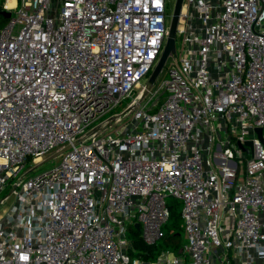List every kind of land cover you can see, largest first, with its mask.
Here are the masks:
<instances>
[{
    "label": "built area",
    "instance_id": "2783aa9c",
    "mask_svg": "<svg viewBox=\"0 0 264 264\" xmlns=\"http://www.w3.org/2000/svg\"><path fill=\"white\" fill-rule=\"evenodd\" d=\"M4 8L0 264H264V0H183L180 53L146 92L168 0Z\"/></svg>",
    "mask_w": 264,
    "mask_h": 264
},
{
    "label": "rangeland",
    "instance_id": "374dc122",
    "mask_svg": "<svg viewBox=\"0 0 264 264\" xmlns=\"http://www.w3.org/2000/svg\"><path fill=\"white\" fill-rule=\"evenodd\" d=\"M0 1L1 2H5L6 0H0ZM174 1L175 0H168V9L170 10V12L173 9ZM175 44H176V53L167 57L166 62L164 64L162 70L160 71V73L158 74L156 80L153 83L155 86H157L164 78L168 77V69H170L172 66L175 65V59L177 58V56L179 55L180 50H181V40H180V36L178 34L176 35ZM148 76H149V74H148ZM148 76L143 77L141 79V82L145 83L147 78H148ZM139 93H140V87H137L133 91L132 95L133 96H137ZM164 95H165V93L161 92L159 94L157 100H154V101L156 103H160L163 100ZM129 100H130V96L123 98L120 102L117 103V105L115 106V108L113 110L105 113L104 116H109L111 112L116 113V112L122 111L125 108V106H126V104L128 103ZM151 104L153 105V101H151ZM130 116H131L130 112L125 113L124 115H122L120 117L121 118V122H124V121L128 120L130 118ZM63 154L64 153L58 154L57 156H54V155H56V151H53L49 156L45 157V161H42L39 164H37V163H35V162L30 160L27 163L26 168L24 170V173L28 171L27 174H26V177L35 176V175L40 174V173L52 168L53 166L57 165L62 160ZM171 203L174 204L176 214L179 215V212H180V210L182 208V203L180 201H178V200L170 199L169 200V204H171ZM4 206H6V205H4ZM180 223L182 224L181 219H180ZM174 224H175L174 221L169 219L168 224L166 226V232H167V228L169 230H170V228L172 229ZM180 233H181V236H182V234H183L182 227H181Z\"/></svg>",
    "mask_w": 264,
    "mask_h": 264
},
{
    "label": "water",
    "instance_id": "95a60500",
    "mask_svg": "<svg viewBox=\"0 0 264 264\" xmlns=\"http://www.w3.org/2000/svg\"><path fill=\"white\" fill-rule=\"evenodd\" d=\"M182 1L183 0L174 1L173 9L171 12V17H170V22H169L168 33L166 36V40H165L162 52L145 82V89L143 92H146V89H148L154 83L158 74L160 73V71L162 70L165 64L167 57L176 53V44H175L176 31H177V26L179 22L180 13H181ZM1 12L7 18H9L12 13L11 10H8L6 8L2 9ZM255 131L257 132V135L261 138L262 128L258 126L255 128ZM246 144L250 146L251 140H247Z\"/></svg>",
    "mask_w": 264,
    "mask_h": 264
},
{
    "label": "trees",
    "instance_id": "16d2710c",
    "mask_svg": "<svg viewBox=\"0 0 264 264\" xmlns=\"http://www.w3.org/2000/svg\"><path fill=\"white\" fill-rule=\"evenodd\" d=\"M4 9V2L0 1V28L4 26L9 18H7L1 10ZM170 219L174 221V226L173 228L167 232L166 236L163 238L162 243L164 246H171L172 249H178L180 247V244L182 242V236H181V223H180V217L179 215L176 214L174 204H170ZM135 246L137 248H140L142 250H147V252L152 251L155 249V247H146L144 246L140 241L136 240L135 241Z\"/></svg>",
    "mask_w": 264,
    "mask_h": 264
},
{
    "label": "bare ground",
    "instance_id": "6f19581e",
    "mask_svg": "<svg viewBox=\"0 0 264 264\" xmlns=\"http://www.w3.org/2000/svg\"><path fill=\"white\" fill-rule=\"evenodd\" d=\"M6 3L8 6H13L15 4V0H7Z\"/></svg>",
    "mask_w": 264,
    "mask_h": 264
},
{
    "label": "crops",
    "instance_id": "0c3cea01",
    "mask_svg": "<svg viewBox=\"0 0 264 264\" xmlns=\"http://www.w3.org/2000/svg\"><path fill=\"white\" fill-rule=\"evenodd\" d=\"M6 2H7V0L4 2V6H5V4H7ZM16 2H17V0H15V4H16ZM15 4H14V5H15ZM14 5H13V6H14Z\"/></svg>",
    "mask_w": 264,
    "mask_h": 264
}]
</instances>
